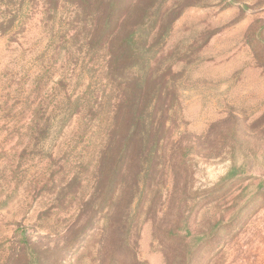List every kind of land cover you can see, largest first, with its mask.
Instances as JSON below:
<instances>
[{
	"label": "rangeland",
	"instance_id": "374dc122",
	"mask_svg": "<svg viewBox=\"0 0 264 264\" xmlns=\"http://www.w3.org/2000/svg\"><path fill=\"white\" fill-rule=\"evenodd\" d=\"M159 4L179 15L155 41L144 28L129 72L150 77L159 144L136 139L121 187L144 171L108 210L93 194L120 92L106 51L69 0H0V264H264V0Z\"/></svg>",
	"mask_w": 264,
	"mask_h": 264
},
{
	"label": "trees",
	"instance_id": "16d2710c",
	"mask_svg": "<svg viewBox=\"0 0 264 264\" xmlns=\"http://www.w3.org/2000/svg\"><path fill=\"white\" fill-rule=\"evenodd\" d=\"M69 2L77 13L84 16L87 28L83 38L86 43L88 42L87 46L90 50L106 51L104 66L106 82L112 84L111 87L114 86L115 90H120L113 104L109 122L98 129L102 139L99 141L98 150L95 153L99 156L93 194L94 197L98 195V199H103L104 196V200H108L107 208L109 210L114 205L117 208L119 204L121 206L122 202L131 201L133 191L138 186L139 175L144 171L137 170L130 186L121 187L120 180L125 176L126 159L128 154L133 153L136 139L138 138L139 154H152L159 144L158 133L155 131L156 126L152 124L145 126L141 116L142 104L147 96L145 90L150 84V77L144 80L139 77V81H137L129 76V72L136 63L133 64L131 59L138 58L135 47L138 40L146 43L147 36H142L144 28L151 27L152 41L163 37L171 29L179 12L176 13L174 7L162 10L161 4H159L160 0H69ZM167 24H169L168 27ZM131 86H136L139 90L136 98L130 96ZM157 91V88L154 89L149 96L147 109L155 105L154 102L159 97ZM87 113H90V110ZM127 117L131 120L128 127H126ZM125 127L126 131L124 132ZM139 134L142 138H139ZM113 152L119 155L109 165L107 163L110 159L109 155ZM129 193L131 195L127 198ZM117 213L116 215H119L120 219L123 218L125 212L120 214L117 211ZM116 215L111 211L107 232L112 233L111 229L117 231V228L121 229L123 226L120 227V222L114 220Z\"/></svg>",
	"mask_w": 264,
	"mask_h": 264
}]
</instances>
